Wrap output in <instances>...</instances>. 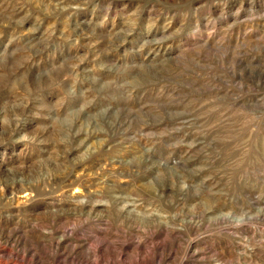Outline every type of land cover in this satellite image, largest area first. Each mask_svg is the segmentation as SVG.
Returning <instances> with one entry per match:
<instances>
[{"label":"rangeland","instance_id":"rangeland-1","mask_svg":"<svg viewBox=\"0 0 264 264\" xmlns=\"http://www.w3.org/2000/svg\"><path fill=\"white\" fill-rule=\"evenodd\" d=\"M10 235L47 264H264V0H0Z\"/></svg>","mask_w":264,"mask_h":264},{"label":"bare ground","instance_id":"bare-ground-1","mask_svg":"<svg viewBox=\"0 0 264 264\" xmlns=\"http://www.w3.org/2000/svg\"><path fill=\"white\" fill-rule=\"evenodd\" d=\"M114 198L117 200L116 202L119 205V208L117 207L118 210L116 211L117 212L116 215L118 217H121L124 220L132 219L131 221H133V219L143 221V219L146 218V217L143 218V213L141 214V212H139V210L137 211V205H135V203H130V202L127 203V202H125V200L123 198L119 197L118 195H116ZM76 203L79 204L81 207H83L84 204H86L88 202H87V200L84 199V200L78 201ZM102 205L94 203L91 207H88V209H89L88 212L89 213L97 212V210H99L98 208H100V209L104 208ZM84 209H85V207H84ZM148 217H149V215H148ZM159 217L160 216H157L156 220L157 219L159 220L161 218V217L160 218ZM9 237L10 238H7V237L5 238L6 242L3 243V246L0 244V264H47L48 263V261H46L45 258L43 259L40 256H38L37 255L38 253H32V251L30 249H27V248L21 250V255L18 256V254L15 251H12V249H13L12 245L15 243V242H13V239H12L13 237H11V235ZM0 242H1V239H0ZM91 254H92V252H91ZM41 255H43V254H41ZM49 262H51V261H49ZM120 263L121 262L119 261L116 264H120Z\"/></svg>","mask_w":264,"mask_h":264}]
</instances>
